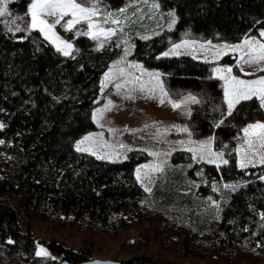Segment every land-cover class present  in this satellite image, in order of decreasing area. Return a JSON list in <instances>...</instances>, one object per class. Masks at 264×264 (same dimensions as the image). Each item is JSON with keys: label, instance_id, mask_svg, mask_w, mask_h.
I'll return each instance as SVG.
<instances>
[{"label": "trees", "instance_id": "obj_1", "mask_svg": "<svg viewBox=\"0 0 264 264\" xmlns=\"http://www.w3.org/2000/svg\"><path fill=\"white\" fill-rule=\"evenodd\" d=\"M104 1L112 8L130 2ZM158 1L175 9L179 30L239 42L264 29V0ZM21 37L0 22V264L61 262L36 255L34 218L55 231L119 239L122 252L132 254L122 264H165L141 252L150 244L203 264L264 261V165L241 169L232 161L217 168L178 151L173 161L181 165L165 172L147 194L134 175L136 165L148 158L145 151L112 162L73 145L96 127L92 111L101 77L118 48H97L81 36L73 58L58 53L38 31ZM165 47L163 35L137 40L133 56L168 72L173 86L204 93L191 117L197 135H213L218 149L235 146L247 123L264 120L253 98L241 101L216 127L226 105L210 64L186 55L158 56ZM48 246L71 264L91 259L87 249Z\"/></svg>", "mask_w": 264, "mask_h": 264}, {"label": "rangeland", "instance_id": "obj_2", "mask_svg": "<svg viewBox=\"0 0 264 264\" xmlns=\"http://www.w3.org/2000/svg\"><path fill=\"white\" fill-rule=\"evenodd\" d=\"M78 2L87 4L89 0H78ZM98 3L101 18L106 12L115 14L121 23L119 25L103 24L105 28L112 27L117 29V34L107 41L92 40L97 48L112 45L118 48L119 54L111 62L108 69L101 77L100 94L98 105L92 111V119L96 127L90 129L76 138L73 142L76 148L77 143L84 140L85 137H91L86 141L82 148L89 151H80L97 158V156H105L107 161L118 162L129 159L132 151H145L148 155L146 160L138 163L136 169L141 168V180L137 182L149 194L158 179L167 171H173L180 166L181 163L173 161V154L178 151H188V148L197 149V154L209 151L208 148L200 150L198 145L202 142L212 140L210 150L213 152L223 151L224 159L229 161L228 164L235 161L239 167V155L236 149L243 145V131L239 135V141L235 146L225 145L221 148L215 147V138L213 135H197L192 126V112L196 104L203 102L205 95L202 91L191 90L179 86H173L169 80L168 72L158 67H152L144 64L136 59L133 54L137 45V40L147 36L149 39L155 36L163 35L166 47L159 53L160 57L174 56H191L193 58L206 61L210 64L211 76L218 79L221 83L224 99V81L219 79L213 72L216 67H232V74L240 79L250 81L260 77H264V72L258 71L259 67H264V61L252 64L251 66L243 64V72L237 66L240 51L233 52L228 49L227 55H221L216 59L212 53L217 50V46L227 44L229 46L242 45L248 38L261 39L259 32L264 30L258 29L256 32L248 33L241 41L231 42L221 38L220 36L207 37L203 34L196 33L192 29L179 30L177 27L178 15L175 9L164 8L158 0H130V2L120 8H112L104 0H92ZM31 0H0V7L7 8V14L0 17V22L12 33L28 36L31 32H15V27L19 25L22 29L29 23L28 8ZM153 3L160 5L159 9L152 7ZM120 9H125L121 14ZM169 13H175V24L169 29L173 17ZM15 21V23H11ZM80 29H84L85 25H78ZM55 31L61 38L68 40L73 44L76 51L72 56L75 57L80 50L79 37L74 32H67L62 27L57 26ZM189 41L187 47L179 49V55L164 56L163 53L169 51L173 44H181L183 41ZM264 42V41H262ZM53 45V44H52ZM201 45L204 47L202 48ZM54 46V45H53ZM55 47V46H54ZM125 49H130V55L124 56ZM130 64H136L140 67H129ZM121 70H123L121 72ZM148 73H159V79ZM244 73H255L254 75H245ZM110 76L106 82L107 86L102 87L105 82V76ZM138 78V79H137ZM120 84L119 89L116 85ZM191 97L195 98L193 102ZM163 101V103H161ZM111 102V104H109ZM173 104H179L180 107L173 108ZM226 105V104H225ZM227 108V105H226ZM98 109H107L99 116L98 121L94 119ZM264 110V108H262ZM264 122V120H254L247 123ZM243 127V128H244ZM187 128L188 131L180 129ZM243 130V129H242ZM183 142V143H180ZM124 145V147H121ZM264 151V150H260ZM93 152L96 155H93ZM190 152V151H189ZM150 153H157L151 155ZM193 156V152H190ZM205 162V161H202ZM207 163V162H206ZM211 164V163H209ZM149 165L148 168L142 166ZM190 164L187 163V166ZM257 164L256 166H260ZM152 166H158L159 170H153ZM223 166V165H221ZM252 167V166H249ZM240 168V167H239ZM147 173V176H145ZM32 233L37 242L36 252L43 248L48 253L47 258H54L60 261L61 257L58 252L51 249L48 245L51 242L63 243L67 247L75 250H90L91 259L103 260H124L132 254L122 252L119 239H108L101 235L90 237L88 234H72L68 231H55L48 224L39 219H33ZM143 227L131 230V234L135 235ZM26 229V227H24ZM147 256H151L155 261L165 264H203L204 261L192 256L179 257L168 251L159 249L158 245L150 244L144 248ZM257 264H264V261Z\"/></svg>", "mask_w": 264, "mask_h": 264}, {"label": "snow or ice", "instance_id": "obj_3", "mask_svg": "<svg viewBox=\"0 0 264 264\" xmlns=\"http://www.w3.org/2000/svg\"><path fill=\"white\" fill-rule=\"evenodd\" d=\"M152 7L154 9H159L160 5L158 3H153ZM119 12L123 14L125 9H120ZM7 14V8L0 7V17H3ZM172 19V23L169 25L171 29L172 25L175 24V13H169ZM28 16L30 18L29 23L22 29L19 25L15 27V32H31L38 31L42 34L44 40H47L49 43L55 46V49L58 53L63 56H72L73 52L76 51L73 47V44L64 40L57 34L55 31L57 26L62 27L67 32H74V35L79 37L81 35L87 36L92 40L99 41L103 37L104 41H107L112 36L117 34V29L108 27L105 28L103 24H113L119 25L121 21L116 18L115 14L112 12H106L101 18V13L98 3L92 2L89 0L87 4L78 2V0H31V3L28 8ZM11 23H15L12 21ZM78 25H85V28L82 30L78 28ZM9 31H12L10 28ZM259 37L261 39L248 38L244 41L242 45L229 46L227 44L217 46V50L212 53L213 57L218 59L221 55H227L228 49L231 48V51L236 52L240 51L243 54L240 56L237 66L240 67V71L243 72V64L251 66L254 63H259L264 61V30L259 32ZM21 39H27V36L21 37ZM142 39H149V37L144 36ZM189 41L185 40L181 44H173L172 48L164 52V56L169 55H179V49L182 47H187ZM101 47H103V42H101ZM203 48L204 46L201 45ZM130 55V49H125L124 56L127 57ZM74 58V57H73ZM129 67H140L136 64H130ZM123 70H121L122 72ZM258 71L264 72V67H259ZM213 72L217 77L224 81V102L227 105L226 111L222 113V118L216 127H219L224 123V119L228 116H232L233 112L236 110V106L241 103V101L252 100L256 98L259 101L261 108H264V77H260L254 80L246 81L238 78L233 75L232 67H216L213 69ZM245 75H254L255 73H244ZM150 76H154L157 80L159 79V73H148ZM110 76L106 74L105 82L102 84V87L107 86V81ZM138 79V78H137ZM120 84L116 85V88L119 89ZM190 99L195 102V98L191 97ZM163 103V101H161ZM111 104V102H109ZM173 108L180 107L179 104H173ZM107 109H98L94 119H97L99 116H102L103 111ZM3 125H0L2 128ZM181 131L187 132V128L180 129ZM243 145L241 148L236 149L240 159L239 167L241 169H246L249 166L255 167L257 164L264 165V122H254L248 124L243 128ZM91 140V137H85L84 140H81L76 145L77 151H89L87 148H82L86 141ZM183 143V142H180ZM212 140L202 142L198 145L200 150L208 148L209 151L203 152V154H197V149L188 148L187 150L193 152V159L198 161H205L207 163L215 164L217 168H220L221 165H227L229 161L224 159V152L218 151L213 152L210 150ZM124 147V145H121ZM151 155H157V153H150ZM93 155H96L93 152ZM105 156H97V159H105ZM143 168L150 167L149 165L142 166ZM153 170H159L158 166H152ZM141 168L136 169V179L141 180ZM199 174V173H198ZM147 176V173H145ZM225 187H236L235 185H224ZM148 191L149 189H145ZM213 190H217L215 186ZM261 219H264V214H261ZM11 243V241H9ZM37 256H47L48 253L45 249L40 248L36 252Z\"/></svg>", "mask_w": 264, "mask_h": 264}, {"label": "water", "instance_id": "obj_4", "mask_svg": "<svg viewBox=\"0 0 264 264\" xmlns=\"http://www.w3.org/2000/svg\"><path fill=\"white\" fill-rule=\"evenodd\" d=\"M59 264H71L66 260H62ZM80 264H122L121 261L118 260H103V259H89Z\"/></svg>", "mask_w": 264, "mask_h": 264}]
</instances>
